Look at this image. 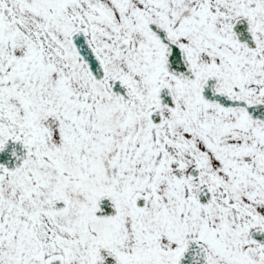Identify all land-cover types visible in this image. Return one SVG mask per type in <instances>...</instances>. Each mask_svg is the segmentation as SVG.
I'll return each mask as SVG.
<instances>
[{"label":"snow or ice","instance_id":"6c2138e0","mask_svg":"<svg viewBox=\"0 0 264 264\" xmlns=\"http://www.w3.org/2000/svg\"><path fill=\"white\" fill-rule=\"evenodd\" d=\"M0 264H264V0H0Z\"/></svg>","mask_w":264,"mask_h":264}]
</instances>
